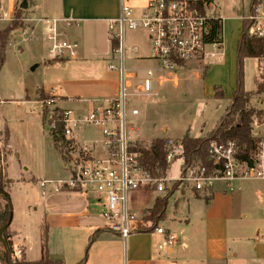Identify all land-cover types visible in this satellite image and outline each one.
I'll return each mask as SVG.
<instances>
[{
  "label": "crops",
  "instance_id": "crops-1",
  "mask_svg": "<svg viewBox=\"0 0 264 264\" xmlns=\"http://www.w3.org/2000/svg\"><path fill=\"white\" fill-rule=\"evenodd\" d=\"M23 2L24 0H0V14L7 15V19H0L2 27L7 25L8 22L5 21L14 18ZM24 13L23 21L26 27L32 29V38L29 40L39 33L38 39L46 43L44 38L46 25L39 19L57 18L71 20L70 24L63 21L61 26L65 29L68 39L81 42L79 56L75 59L68 61L46 58L45 64L49 65L47 67L62 63L66 65L67 69L63 70L66 79L62 81L63 92L53 93L52 87H38L36 90L38 96H56L60 107L66 108L60 103H70L72 107L68 108L79 111L100 105L107 106L117 98L121 74L118 69L120 66L116 65L119 60L115 62L113 44L109 40V26L111 20L121 15V0H28V7L25 8ZM140 32L145 34L146 46H132L135 54H131L128 59L125 54L124 66L129 60L130 68L127 70L133 73L129 78V84L131 87L136 86V90L140 89L141 80L147 75V70H154L151 92L141 91L136 94L133 101V105L140 108L142 115V108L136 104L140 101V96L142 99L159 97L162 92L160 85L172 75L189 69V63L176 73L159 71L158 62L152 58L148 36L145 32ZM224 55L222 49L218 56L221 59ZM254 59L259 61L258 58ZM207 63L210 61L204 63L206 73L209 69ZM111 64L116 68H111ZM259 65L260 62L257 64L258 77ZM74 74L78 76L70 79ZM81 94H85V97H81ZM2 103L3 98L0 106ZM167 130L165 126L163 131ZM203 131L202 128L200 132H194L191 127H187L183 136L187 132L190 136H202ZM253 133L256 137H264L255 131V127ZM5 174L7 175L6 172ZM33 179L35 180V176ZM173 185V182L167 185V190L160 192L152 205L142 209L137 205L135 194L141 191L140 193L145 195L152 189L133 191L129 196L131 208L143 215L146 210L154 206L157 197L165 195ZM230 185L225 180H218L206 192H199L191 187L174 188L170 198L175 194L176 196L173 198L171 211L159 222V225L175 233L176 240L172 245H168L165 237L153 230L134 232L124 238L107 228L99 207L82 194L63 190L50 191L43 195L39 185L41 199L38 202L44 203L45 215L51 223L50 235L54 229L61 230L64 235L70 228L79 236L78 241L71 244L69 249L65 244L62 248H54L49 240V255L53 259L62 260L64 264L81 262L82 264H264V180L237 179ZM12 201L14 218L10 229L14 257L38 260L43 256V246L39 255L29 259L25 249L22 246L20 249V245L16 246L14 243L17 231L13 224L18 208L13 197ZM37 208L35 207V210Z\"/></svg>",
  "mask_w": 264,
  "mask_h": 264
},
{
  "label": "built area",
  "instance_id": "built-area-1",
  "mask_svg": "<svg viewBox=\"0 0 264 264\" xmlns=\"http://www.w3.org/2000/svg\"><path fill=\"white\" fill-rule=\"evenodd\" d=\"M257 1L256 12L252 14L250 11L243 19L250 21V37L264 38V1ZM0 19H7V15L0 14ZM39 21L46 25L44 38L48 60L78 57L80 42L68 39L61 26L63 21L70 24L71 20L41 18ZM223 22L218 0H121V15L111 20L109 26L113 42L118 43L113 50L121 53L117 98L107 106L100 105L86 111L62 108L56 96L49 95L42 100L48 109L44 118L51 136L59 138L69 173L64 179H42L39 185L43 195L63 190L82 194L99 207L110 231L127 238L148 226L143 215L130 206L129 196L135 190L164 192L168 182L179 181L192 185L199 192H206L218 180H225L229 185L237 179L264 180V137L259 138L252 160L239 156L235 140H211L209 160L212 169L200 163L187 165L183 139L165 137L167 163L179 162L178 175L174 178L152 174L139 160L143 156L142 149H149L152 143L137 137L141 111L133 101L137 93L151 92L154 70H147L139 90L128 92L131 85L124 66L126 29L145 32L152 58L158 62V70L176 73L191 61L205 63L221 54ZM116 27L117 33L114 32ZM21 36L24 40L31 39L32 29L23 28ZM258 60L260 78L264 79V58ZM110 67L116 68L113 64ZM260 109L264 110V98ZM261 118L264 120V113ZM85 127L96 128L98 136L78 140L75 132ZM153 231L164 236L168 245L176 240L173 231L159 224Z\"/></svg>",
  "mask_w": 264,
  "mask_h": 264
},
{
  "label": "rangeland",
  "instance_id": "rangeland-1",
  "mask_svg": "<svg viewBox=\"0 0 264 264\" xmlns=\"http://www.w3.org/2000/svg\"><path fill=\"white\" fill-rule=\"evenodd\" d=\"M251 1L218 0L220 12L224 17L222 49L225 55L221 59L220 56L211 59L210 63H207L209 65L207 73H203L206 68L203 62L191 61L188 64L189 69L172 75L160 85L162 92L159 97L154 98L155 100L149 97L142 99L140 96V101L136 103L143 111L137 122L139 126L137 137L139 139L151 141V143L156 137L182 139L187 127H191L194 132H200L203 128L202 136L214 133L219 119L226 113L227 105L236 88L238 77L237 45L244 27L243 17L249 15ZM24 15L25 13L22 15V19ZM11 21L5 22L9 24ZM0 27L3 28L1 23ZM25 27L24 23L23 27L11 33L6 60L0 70V97L3 98V103L0 106V125L3 130L5 128L9 130L8 144L3 140L0 143V152L2 158L6 156L5 161L1 163L2 172L4 175L6 172L8 178L11 179L9 190L18 208L13 224L17 231L14 243L16 246L20 245V249L21 246L25 249L29 259H34L42 252V233L48 227V237H51L48 238V242L50 240L54 248H62V245L65 244L69 249L71 244L78 241L79 236L76 231L70 228L64 235L61 230L55 229L50 235L51 223L45 215L44 203L43 201L42 203L38 202L41 199L39 180L64 179L69 176V173L60 150L53 142L49 124L44 118L48 109L46 106L44 107L42 100L48 96H38L36 90L38 87H52L53 93L63 92L62 81L66 79L63 70L67 67L62 65L63 63L47 67L49 65L45 64L47 61L46 43L42 39H38L39 33L32 40L25 41L21 36V30ZM114 32H118L117 27ZM109 40L111 43L113 42L110 33ZM125 45V54L128 59L131 54H135L132 46H146L145 34L126 29ZM21 46L22 48H20ZM114 53L115 62L119 60L116 65L120 66L121 53ZM215 62L217 63L213 64ZM35 64L39 66L32 70L31 68ZM257 64L259 61L254 58L245 59L244 81L247 90L256 89V80L260 78L257 74ZM125 66L126 78L129 79L133 75L131 71L127 70L130 68L129 60L126 61ZM77 76L74 74L70 79ZM216 86L221 87L224 98H215ZM135 89L136 86L130 87L128 92H133ZM80 96L85 97V94ZM262 101L263 95H255L251 100V105L260 108ZM60 104L66 108L72 107L70 103ZM165 126L168 128L167 131H163ZM254 127L256 132L258 131L264 136V120L262 118H255ZM95 136H98V133L94 127H85L75 132V137L78 140ZM178 170L179 162H173L167 176L176 177ZM172 182L176 188L180 186L193 188L192 185L179 181L168 182V185ZM6 189H8V185ZM140 192H135L137 205L140 209L152 205L155 197L160 193L154 189L145 195ZM175 196L176 194L169 200L166 210L168 214ZM35 207L38 208L35 210ZM71 224L74 225V223ZM0 264L3 263L0 262Z\"/></svg>",
  "mask_w": 264,
  "mask_h": 264
},
{
  "label": "trees",
  "instance_id": "trees-1",
  "mask_svg": "<svg viewBox=\"0 0 264 264\" xmlns=\"http://www.w3.org/2000/svg\"><path fill=\"white\" fill-rule=\"evenodd\" d=\"M28 4V0H24ZM257 0L250 2L251 13L256 12ZM25 8L18 7L14 18L5 27H0V70L6 60L8 41L11 33L24 26L22 15ZM250 21L244 19L243 31L240 35L237 45V82L230 103L226 108V113L218 121L214 133L209 136H190L187 132L183 136V145L185 148L186 164L191 165L200 163L209 169H212V163L209 160V142L218 140L226 142L235 140L239 147V156L242 159L252 160L259 138L253 133V122L256 117L261 118L264 110L251 105V100L255 95H263L264 98V79L256 80V89L247 90L244 81V63L246 58H264V38H253L248 35ZM113 48L118 47L117 42H112ZM206 72V69H205ZM204 72V73H205ZM215 98H224V92L221 87H215ZM1 101V98H0ZM9 130H4L0 125V143L4 140L8 144ZM54 144L63 153L59 146V138H53ZM143 156L140 163L157 176L167 175L170 165L166 161L167 147L164 137L156 138L149 149H142ZM0 152V228L6 226L3 232L4 242L1 240L0 262L3 264H64L62 260L51 258L48 250V228L42 234L43 256L38 260H27L14 257V245L12 241V231L10 229L14 218V205L9 190L11 179L2 172V161ZM5 180V181H4ZM8 185V189H6ZM173 186L165 195L158 196L152 208L146 210L143 218L148 226L140 232L152 231L161 220L165 218L169 199L173 194ZM3 201V202H2ZM82 264V262L80 263Z\"/></svg>",
  "mask_w": 264,
  "mask_h": 264
},
{
  "label": "water",
  "instance_id": "water-1",
  "mask_svg": "<svg viewBox=\"0 0 264 264\" xmlns=\"http://www.w3.org/2000/svg\"><path fill=\"white\" fill-rule=\"evenodd\" d=\"M21 7H23V8H27V7H28L27 2L24 1V2L21 4ZM37 66H38V64H35L34 66H32L31 69H32V70H35V69L37 68ZM5 229H6V226H5V225L2 226V227L0 228V240H1L2 242H4L3 232H4Z\"/></svg>",
  "mask_w": 264,
  "mask_h": 264
}]
</instances>
